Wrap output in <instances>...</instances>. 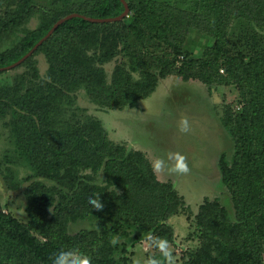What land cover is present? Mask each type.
Returning <instances> with one entry per match:
<instances>
[{
    "label": "trees",
    "instance_id": "16d2710c",
    "mask_svg": "<svg viewBox=\"0 0 264 264\" xmlns=\"http://www.w3.org/2000/svg\"><path fill=\"white\" fill-rule=\"evenodd\" d=\"M126 1L130 12L120 21L66 20L11 68L25 69L14 84L0 86V119L33 172L20 188L0 160V179L8 192H24L28 217L0 209V264H50L61 248L89 264H136L138 241H174L168 220L187 207L185 197L158 178L146 153L110 140L76 104L84 90L101 106L133 107L174 73L220 94V121L234 148L221 155L219 170L236 219L218 198H206L195 216L200 242L182 264H264V0ZM124 10L122 0H0V68L21 60L68 14L114 18ZM193 33L202 46L189 52ZM120 52L130 65H116L109 81L104 65ZM97 198L100 210L89 203ZM83 219L90 226L71 234L70 224Z\"/></svg>",
    "mask_w": 264,
    "mask_h": 264
},
{
    "label": "rangeland",
    "instance_id": "374dc122",
    "mask_svg": "<svg viewBox=\"0 0 264 264\" xmlns=\"http://www.w3.org/2000/svg\"><path fill=\"white\" fill-rule=\"evenodd\" d=\"M37 22L35 18L29 26L34 28ZM201 41L199 33L191 34L187 42L189 52L200 47ZM192 56H201L199 49ZM37 58L43 75L47 62L42 54ZM119 64L127 68L130 65V58L124 52L104 65L109 81ZM24 70L20 67L0 72V86L14 84ZM235 99L236 93L229 97L230 102ZM76 104L85 108L86 115L101 121L110 140L146 153L158 178L173 182L185 197L187 207L168 220L175 231L174 241L165 246H159L155 238L138 241L134 245L136 264H148L146 258L152 254L165 257L161 264H182L186 251L196 248L200 242L195 232V216L206 198H218L230 217L236 219L233 202L219 170L221 155L226 152L231 157L234 152L232 139L220 121L223 103L219 93L211 94L198 79L184 81L174 73L161 79L156 91L133 107L101 106L84 90L77 93ZM3 123L0 119V160L13 168L23 188L25 179L33 172L25 159L18 158L10 130ZM6 156L14 162H6ZM26 205L24 192L21 189L8 192L0 179V209L27 221ZM89 226L88 219H83L70 224L69 231L76 234Z\"/></svg>",
    "mask_w": 264,
    "mask_h": 264
},
{
    "label": "water",
    "instance_id": "95a60500",
    "mask_svg": "<svg viewBox=\"0 0 264 264\" xmlns=\"http://www.w3.org/2000/svg\"><path fill=\"white\" fill-rule=\"evenodd\" d=\"M122 2L125 4V10H124V12L121 15H119L117 17H114V18H93V17L86 16V15H83V14H80V13H71V14L66 15L65 17L59 19L52 26V28L49 30V32L41 40H39L37 42V44L21 60H19L18 62L12 64L9 67L0 68V70L1 69H11L13 67H16V66L20 65L30 55H32L39 48V46L42 45L43 42H45L62 23H64L66 20H69V19H71L73 17H82V18H84L86 20H89V21H92V22H107V21L115 22V21L122 20L124 17L128 16L129 15V12H130V7H129V4L127 3V1L126 0H122Z\"/></svg>",
    "mask_w": 264,
    "mask_h": 264
},
{
    "label": "clouds",
    "instance_id": "9594fccd",
    "mask_svg": "<svg viewBox=\"0 0 264 264\" xmlns=\"http://www.w3.org/2000/svg\"><path fill=\"white\" fill-rule=\"evenodd\" d=\"M89 203L97 210L103 208V204L98 198L90 199ZM50 264H89V261L83 257V254L76 252L74 249L61 248L50 256Z\"/></svg>",
    "mask_w": 264,
    "mask_h": 264
}]
</instances>
